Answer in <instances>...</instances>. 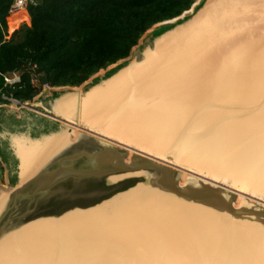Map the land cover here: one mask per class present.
<instances>
[{"label":"bare ground","instance_id":"obj_1","mask_svg":"<svg viewBox=\"0 0 264 264\" xmlns=\"http://www.w3.org/2000/svg\"><path fill=\"white\" fill-rule=\"evenodd\" d=\"M54 110L69 120L78 112L79 123L104 136L171 154L264 198V0H208L142 60L83 97L65 96ZM68 136L46 149L63 148ZM32 150L19 145L23 179ZM11 247L25 264H264L263 229L153 193L37 222L0 244Z\"/></svg>","mask_w":264,"mask_h":264},{"label":"water","instance_id":"obj_2","mask_svg":"<svg viewBox=\"0 0 264 264\" xmlns=\"http://www.w3.org/2000/svg\"><path fill=\"white\" fill-rule=\"evenodd\" d=\"M207 1L194 5L195 14L192 17L175 24H170L173 20L162 23L158 30H166L159 35H156L158 30L152 32L147 44L149 47L142 46L133 61L131 54L103 77L94 78L85 86L83 84V87L90 86L81 96L142 60L144 52L157 39L188 24ZM36 74L43 86H49L48 78L41 69H37ZM59 92L48 99L44 94L37 99V104L26 102L16 110L20 118L17 130L24 136L19 145L35 146V150L30 151L31 170L27 179H23L19 153L16 154L6 143L7 140L0 144V159L7 168L11 186L8 192L0 195V244L37 222L59 220L71 213L96 211L103 204L127 193L167 195L180 203L209 209L234 223L252 224L264 230V198L234 188L229 182L224 184L194 172L177 164L171 156L161 158L104 136L87 125L84 127L85 124L78 122V112H75L73 120L57 114L54 105L70 95ZM63 122L80 128L84 133L76 136ZM65 133L69 135V142L63 148L57 151L46 149V144ZM239 200L245 204L238 207ZM21 254L17 247L0 248V264H25Z\"/></svg>","mask_w":264,"mask_h":264},{"label":"trees","instance_id":"obj_3","mask_svg":"<svg viewBox=\"0 0 264 264\" xmlns=\"http://www.w3.org/2000/svg\"><path fill=\"white\" fill-rule=\"evenodd\" d=\"M197 0H40L28 10L31 26L10 39L11 0H0V104L3 95L22 104L40 90L32 69H41L50 87H81L101 71L130 57L155 26L181 17ZM26 16L10 19L12 30ZM21 72L14 87L4 76Z\"/></svg>","mask_w":264,"mask_h":264},{"label":"rangeland","instance_id":"obj_4","mask_svg":"<svg viewBox=\"0 0 264 264\" xmlns=\"http://www.w3.org/2000/svg\"><path fill=\"white\" fill-rule=\"evenodd\" d=\"M206 0H197V2H196V4H195V6H198V5H200L202 2H205ZM195 6L189 11V12H187L185 15H183L181 18H179V19H177V20H173V21H171L170 22V24H175V23H177L179 20H184L185 18H187V17H192V16H194V14H195ZM30 7V6H29ZM24 26H28L27 24H23L21 27H24ZM162 25L161 24H159V25H157V26H155L154 28H152L150 31H148L144 36H143V38L140 40V42H139V44H138V46H136L134 49H133V51H132V55H131V61H133L135 58V55H137L139 52H140V50H141V48H142V46H147V44L150 42V36H151V33L152 32H154V31H157L160 27H161ZM29 27V26H28ZM166 30V28H163V29H160V30H158L157 32H156V35H159L160 33H162L163 31H165ZM150 46V45H149ZM149 46H147V47H149ZM117 65H115V66H111V67H109L108 69H106V70H103V71H101L99 74H97L95 77H93L92 79H90L87 83H85L83 86H85L86 84H90V82H92V80L94 79V78H97V79H99V78H101V77H103L105 74H106V72H108V70H110V69H113L114 67H116ZM36 86H37V88H39V89H41L40 90V93H42L43 91H44V89L45 88H48V87H50V86H43L42 85V83H36ZM83 86H81V87H76V88H71V87H65V88H62V90L59 92V93H63V94H65V93H69V94H85V91L89 88V86L90 85H87V87H83ZM48 91L46 92V96H48V97H46L45 99H48V98H52L53 97V91H49V89H47ZM39 93V94H40ZM39 96H41V94L40 95H38V96H36L35 98H34V100L33 101H30L29 103L30 104H37L38 103V101H37V98H39ZM74 117H76V114L74 115ZM63 124L67 127V128H70V129H72L73 130V132H75V134H76V136H78V134H82V133H84L80 128H76V127H73V126H71V125H68V124H65L64 122H63ZM84 126V125H83ZM84 127H86V125L84 126ZM168 157L169 156H171L172 157V155L171 154H169V155H167ZM171 159H173V158H171ZM174 162V161H173ZM3 166H4V168H5V165L2 163V161L0 160V195H1V193L2 192H5V191H9L10 190V185H9V182H8V178L9 177H7V174H5V169L3 168Z\"/></svg>","mask_w":264,"mask_h":264},{"label":"crops","instance_id":"obj_5","mask_svg":"<svg viewBox=\"0 0 264 264\" xmlns=\"http://www.w3.org/2000/svg\"><path fill=\"white\" fill-rule=\"evenodd\" d=\"M22 13H23V16H26L27 18H26V20H23L22 22H20V24L14 30H12V27L10 24V19L12 17L18 15V14L14 15V16H10L9 32H8V36L10 38L12 37V35L17 30H19L21 28V26L23 24H27L28 26H31V16L29 14V10L26 9ZM62 88H65V87H48V88H45L44 91L40 94H41V96L46 94V92L48 91L47 89H49V91H53V93H55V92L61 91ZM41 96H39V98ZM17 108H18V106H14L11 104H4V103L0 104V144L4 143V141L7 140L6 143L9 144V146L11 148H13L15 150L16 154L18 155L17 150H18L19 140L21 138H23L24 136L22 134H20L19 131L17 130L18 129V123L20 120L18 113H16ZM47 121H48V119H47ZM4 124H8V125H6L7 126L6 128H3ZM3 168H4V166H3ZM4 169H5V174L8 175L6 166Z\"/></svg>","mask_w":264,"mask_h":264},{"label":"built area","instance_id":"obj_6","mask_svg":"<svg viewBox=\"0 0 264 264\" xmlns=\"http://www.w3.org/2000/svg\"><path fill=\"white\" fill-rule=\"evenodd\" d=\"M40 0H11L10 5V16H14L16 14L24 12L26 9L29 8L31 5H36ZM7 39H10L9 36H7ZM36 67L32 69L33 76H32V84L36 86V83H41L38 75L36 74ZM5 80V86L8 87H14L17 84L21 83L22 80V73L21 72H13L9 73L4 76ZM37 87V86H36ZM3 99L8 102V104L14 105V106H21V102L16 100L13 96H6L3 95Z\"/></svg>","mask_w":264,"mask_h":264}]
</instances>
